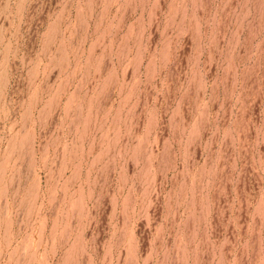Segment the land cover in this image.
<instances>
[{
	"label": "rangeland",
	"instance_id": "374dc122",
	"mask_svg": "<svg viewBox=\"0 0 264 264\" xmlns=\"http://www.w3.org/2000/svg\"><path fill=\"white\" fill-rule=\"evenodd\" d=\"M0 264H264V0H0Z\"/></svg>",
	"mask_w": 264,
	"mask_h": 264
}]
</instances>
